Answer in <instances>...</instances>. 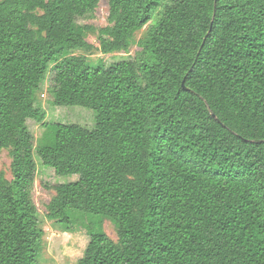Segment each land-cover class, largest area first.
<instances>
[{
  "label": "trees",
  "instance_id": "1",
  "mask_svg": "<svg viewBox=\"0 0 264 264\" xmlns=\"http://www.w3.org/2000/svg\"><path fill=\"white\" fill-rule=\"evenodd\" d=\"M99 2L0 0V264H38L37 171L79 176L47 204L62 230L116 227L88 225L77 264H264V0H107L79 23ZM90 35L135 54H75Z\"/></svg>",
  "mask_w": 264,
  "mask_h": 264
},
{
  "label": "rangeland",
  "instance_id": "2",
  "mask_svg": "<svg viewBox=\"0 0 264 264\" xmlns=\"http://www.w3.org/2000/svg\"><path fill=\"white\" fill-rule=\"evenodd\" d=\"M109 14V6L107 0H100L96 10L90 15L78 19L81 24H90L97 28L107 25ZM145 31V27L137 34L139 38L141 33ZM88 41L93 44L94 48L89 51L76 50L75 54H86L91 60L102 58L106 65L117 60L134 56L135 47H132L130 54L127 53H113L104 54L99 49V41L95 35H90ZM50 80L44 85L43 89L37 93V98L42 106L45 108L47 115L50 113V107L53 102V96L49 92ZM76 109L86 110L94 114L93 110L84 107H76ZM51 118L47 120L50 121ZM64 121H73L72 118H66ZM94 122L89 124L85 122L84 125L92 128ZM29 128L38 140L43 134L44 127L41 123L30 119L28 120ZM35 161L38 166L43 167L40 157L35 154ZM11 157L7 150L1 154L0 168L6 173L8 178H12L11 173ZM78 175H63L57 176L53 173H42L37 171L35 183L32 189L33 201L37 207L40 225L44 229V241L42 249L38 258V264H77L84 256L86 248L90 241V236L87 231V226L92 223L93 230L102 229L114 240H117V232L115 225L108 219H103L99 215H87L80 219V222L72 227L71 231L62 230L61 226L54 223L47 217V204L55 195L54 186L64 183L77 181Z\"/></svg>",
  "mask_w": 264,
  "mask_h": 264
}]
</instances>
